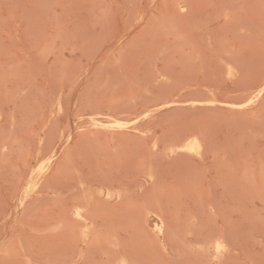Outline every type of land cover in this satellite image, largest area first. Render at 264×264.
I'll use <instances>...</instances> for the list:
<instances>
[{"label": "rangeland", "instance_id": "rangeland-1", "mask_svg": "<svg viewBox=\"0 0 264 264\" xmlns=\"http://www.w3.org/2000/svg\"><path fill=\"white\" fill-rule=\"evenodd\" d=\"M261 81L264 0H0V264H264Z\"/></svg>", "mask_w": 264, "mask_h": 264}, {"label": "bare ground", "instance_id": "bare-ground-1", "mask_svg": "<svg viewBox=\"0 0 264 264\" xmlns=\"http://www.w3.org/2000/svg\"><path fill=\"white\" fill-rule=\"evenodd\" d=\"M231 71V70H230ZM260 79H261V77H260ZM257 82V81H256ZM259 82V81H258ZM262 83H261V85L258 87L257 85H256V83H255V85H256V90L255 91H253L252 92V94L250 95V94H247V96L244 98L243 96V98H244V100L247 98V97H249V99H248V101L246 102V100L244 101V102H246L244 105H242V107H253V106H255L257 103H258V99L260 98V95L261 94H264V83H263V81H261ZM259 85V84H258ZM252 89V88H251ZM238 91V90H237ZM249 91V90H248ZM245 93H246V91H244ZM248 93V92H247ZM229 98H231V97H229ZM231 100V99H230ZM229 100V101H230ZM228 101V100H227ZM176 102V101H175ZM210 102V101H209ZM231 102V101H230ZM172 103V102H171ZM196 103V102H195ZM203 103V102H202ZM206 103V102H205ZM168 104H170V103H168ZM179 104V103H178ZM191 104V103H190ZM192 104H193V102H192ZM198 104H201L200 102H198ZM203 106V105H202ZM239 106V105H238ZM233 111V110H232ZM241 111V110H240ZM242 113V112H241ZM246 113V112H245ZM1 115V114H0ZM108 124H110V123H108ZM122 126V125H121ZM121 126H120V128H121ZM110 127V126H109ZM135 127V126H134ZM108 128V127H107ZM135 130V129H134ZM203 131V130H202ZM195 132H196V130H195ZM198 132L200 133V131L198 130ZM195 134V133H194ZM201 134H204V132H202V133H200L199 134V136L197 135V138H195L196 137V135H193V136H191V137H189L188 139H184V142H185V144H183V145H180V146H178L177 145V150H191V151H194V152H196V153H198V155H199V153L200 154H202V148L204 147L203 145L205 144H202V140H204V142H208L209 140H207L208 138H206V139H203L204 138V136L202 137V140H200V139H198V137L199 138H201L200 136H201ZM208 135V134H207ZM194 137V138H193ZM193 138V140H191V142L189 141L190 139H192ZM210 138V137H209ZM181 141V140H180ZM189 141V142H188ZM182 143V142H181ZM176 145V144H175ZM209 145H210V142H209ZM209 145H206L207 147L209 146ZM213 146V145H212ZM176 147V146H175ZM213 148V147H212ZM175 149V150H176ZM204 149H208L209 150V147L208 148H205L204 147ZM172 150H173V148H172ZM204 152H205V150H203ZM210 151V150H209ZM174 152V151H173ZM203 152V153H204ZM178 153H179V151H178ZM181 153V152H180ZM179 153V154H180ZM178 154V155H179ZM185 154V153H184ZM182 155V154H181ZM195 155V154H194ZM197 155V154H196ZM195 155V156H196ZM204 156H207L208 154H203ZM183 156H188L189 157V155H183ZM195 156H194V158H195ZM204 156H201V159H202V157H204ZM190 157H191V155H190ZM189 157V158H190ZM200 157V156H199ZM206 157H204L203 159H205ZM193 159V158H192ZM200 161H202V160H200ZM207 162V161H206ZM201 164H202V162H200ZM264 173V172H263ZM264 175V174H263ZM264 179V178H263ZM263 181V180H262ZM78 207V206H77ZM75 214H77V215H79V216H82L83 215V213H82V209L81 208H77L76 209V213ZM161 218V217H160ZM164 219V218H163ZM162 220V219H161ZM163 222V221H162ZM161 222V223H162ZM163 223H166L165 221L163 222ZM164 225H166V224H164ZM163 225V226H164ZM164 228H165V226H164ZM155 230L156 231H161L162 230V225H156V227H155ZM163 230H165V229H163ZM163 232V231H162ZM217 238V237H216ZM218 239H219V237H218ZM217 239V240H218ZM217 240H215V241H217ZM220 240V239H219ZM218 240V241H219ZM223 240V239H222ZM221 241V240H220ZM223 242H226V241H223ZM215 243V242H214ZM227 243V242H226ZM226 243H224V245L226 244ZM223 245V246H224ZM227 245V244H226ZM225 245V246H226ZM210 246V245H209ZM230 245L228 244V248L227 249H229L230 247H229ZM217 249L218 250H221L222 249V244H218L217 245ZM225 249H226V247H225Z\"/></svg>", "mask_w": 264, "mask_h": 264}]
</instances>
